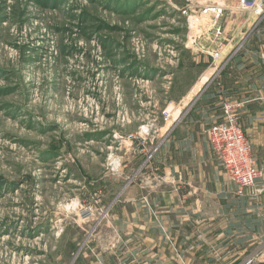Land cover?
Here are the masks:
<instances>
[{"label":"rangeland","instance_id":"1","mask_svg":"<svg viewBox=\"0 0 264 264\" xmlns=\"http://www.w3.org/2000/svg\"><path fill=\"white\" fill-rule=\"evenodd\" d=\"M188 1L0 0V264L110 246L125 138L194 77Z\"/></svg>","mask_w":264,"mask_h":264},{"label":"crops","instance_id":"2","mask_svg":"<svg viewBox=\"0 0 264 264\" xmlns=\"http://www.w3.org/2000/svg\"><path fill=\"white\" fill-rule=\"evenodd\" d=\"M222 25L223 55L213 61L192 49L193 80L183 92H164L177 104L174 116L148 119L144 145L137 134L125 138L136 162L113 173L124 186L102 225L110 246L94 239L81 264H238L264 248V15L232 6ZM227 100L240 103L238 121L263 170L241 194L205 135ZM151 141L158 149L147 158Z\"/></svg>","mask_w":264,"mask_h":264},{"label":"built area","instance_id":"3","mask_svg":"<svg viewBox=\"0 0 264 264\" xmlns=\"http://www.w3.org/2000/svg\"><path fill=\"white\" fill-rule=\"evenodd\" d=\"M232 6L248 10L256 17L264 15V0H190L179 9L185 18V48L208 54L213 61L218 60L223 55L225 41L222 19ZM240 46L239 44L237 48ZM239 104L233 100L224 101L222 120L214 122L205 130L208 143L236 187L237 194L254 186L256 180L263 176V170L257 165L251 145L238 121L236 110ZM176 109V102L169 101L160 110V115L164 120H170ZM151 128V123L139 127V142L142 145L148 142L147 137L151 138ZM150 144L147 158L152 157L158 149V144L154 141ZM238 264H264V248L249 254Z\"/></svg>","mask_w":264,"mask_h":264}]
</instances>
